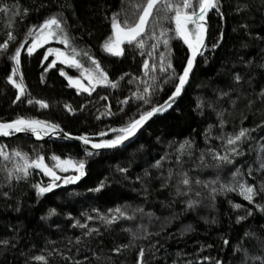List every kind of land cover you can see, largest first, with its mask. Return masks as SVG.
<instances>
[{
  "label": "trees",
  "instance_id": "1",
  "mask_svg": "<svg viewBox=\"0 0 264 264\" xmlns=\"http://www.w3.org/2000/svg\"><path fill=\"white\" fill-rule=\"evenodd\" d=\"M143 2L0 0V8L8 6L7 11H0V43L9 32L16 37L7 50H0V122L18 116L41 118L59 124L68 133L97 135L111 132L109 129L122 126L150 107L134 97L128 104L122 103L138 89L143 92L145 82L162 88L151 96V104L167 100L174 91L175 81L165 82L171 72L166 75L157 67L144 74V60L158 65L159 53L166 51L161 43L152 57L147 55L150 45L156 42L149 38L152 18L146 28L148 43L143 55L135 45L125 44L122 56L111 55L102 48L112 34V14L119 13L121 20L127 17L130 22L135 21V5ZM219 2V9L209 16L208 50L199 59L183 97L125 147L89 157L77 144L36 142L25 136L0 139L5 151L19 149L31 158L43 153L50 165L53 154L86 159V175L79 181L68 185L59 181V188L37 196L33 185H46L51 178L33 170L26 179L9 181L7 169L13 167L15 160L0 157V241L8 242L0 243V264H264V212L255 207L264 204V193L254 197L255 203L246 201L238 192L218 191L213 199L211 186L195 183L196 179L210 182L219 178L212 186L220 188L221 184H231L236 169L258 192L264 182V169L260 168L264 161V98L260 96L264 89V0ZM61 5L70 7L62 9ZM60 11L79 49L95 57L109 79L118 81V87L100 85L91 94L78 92L58 70L63 67L69 75L78 76L76 69L58 64L45 72L49 61L42 63V53L48 46L63 47L52 41L31 57L22 50L20 72L27 94L16 101L18 90L7 80L14 65L9 57L31 25ZM163 26L174 29L170 19ZM156 31L158 35L159 26ZM169 35L172 64L181 73L189 53L174 32ZM214 43L219 47L213 49ZM83 62L89 66L87 60ZM237 74L240 81L234 79ZM152 75L157 77L155 82L150 79ZM28 99L44 100L48 107L30 105ZM109 106L111 115L107 114ZM241 128L253 131L238 144L242 155L234 156L229 152L227 138ZM187 140L192 142L191 155L187 146L183 154L178 151ZM209 149L221 155L227 152L235 163L220 168L206 166L215 164ZM156 161L161 162V167L153 166ZM169 169L173 173L171 179ZM181 172H187L193 181L190 192L188 186L180 185L186 195L177 194ZM101 182L105 185L101 191H90ZM189 200L199 203L188 208ZM235 204L242 207L237 209ZM116 208L126 215L113 224L107 225L98 218L101 214H115ZM249 209L252 215H247ZM89 216L93 219L89 220ZM241 216L245 219L238 220ZM77 222L86 227L77 226ZM90 229L98 231L88 235ZM38 256L46 257V261L36 260Z\"/></svg>",
  "mask_w": 264,
  "mask_h": 264
},
{
  "label": "snow or ice",
  "instance_id": "2",
  "mask_svg": "<svg viewBox=\"0 0 264 264\" xmlns=\"http://www.w3.org/2000/svg\"><path fill=\"white\" fill-rule=\"evenodd\" d=\"M70 7V5H61V8ZM159 6V7H158ZM220 7L219 0H181L180 3H171L169 0H144L143 3H137L135 8L138 10V18L135 21L130 22L127 17L124 20L119 19V13H113L111 16V35H109L102 48L105 52L114 55L122 56L124 54V45H135L141 50V55L144 54L143 50L147 45V40L145 36L148 35L146 28L149 25L150 18H152V30L150 39H154L156 42L150 45L151 50L147 52L149 57H152L161 43H163L165 52L159 53V64L149 63L148 59L143 62V68L145 70V75H148L150 71H154L157 67L161 72L166 75L171 72L168 76L169 81H175L174 91L168 97L166 101L159 104H151V96L155 94L157 90H162L155 83L148 84L145 82V87L143 92L139 89L132 93V97H127L122 101L124 104H128L130 100L134 97L140 100L145 105H150L147 110H141L138 112L137 116L130 118L128 122L123 124L118 128H111L109 131L114 133V137L111 139L103 138L98 141L93 140L88 134L74 136L72 133H63V136L69 140L75 139L81 142L84 146V152L86 156L95 155V151L92 150H102V149H117L125 145L126 141L135 137L137 133L154 117L159 114L165 113L168 109L172 108L175 99L179 97L185 88V85L189 82L190 74L192 73L198 57L204 56V53L208 50V45L206 44L207 37V22L206 17L210 11L218 10ZM161 9L163 14H160ZM8 6L0 8V11H7ZM27 11V10H25ZM169 13H174L169 16ZM15 14H18L15 13ZM171 20L174 23V29L165 28L163 22ZM159 26V34L157 35L156 28ZM245 27H247L245 25ZM174 32L175 38L182 40L187 49L189 50V55L186 56V64L182 68L181 73H177L171 60V49L170 40L172 36L169 33ZM222 38V35H221ZM16 37L12 32L8 33V38L0 43V50H7L9 48L10 41H14ZM52 41H57L63 47H52L48 46L46 51L42 53V63L44 61H49L44 68L47 72L49 69L57 68L59 65H65L69 69H76L79 71V76L69 75L68 71H65L63 67H60L59 74L62 77H66L68 85L74 87L78 92H86L91 94L100 85H108L112 88L118 87V81H111L109 79V74L101 67L98 60L95 59L88 51L79 49L75 38L72 36L69 25L67 24V19L64 16L63 11L52 13L50 16L46 17L42 23L31 25L23 41L15 48L14 54H12L9 59L14 62L11 68V73L8 75V82L18 90L16 95V101H20L21 97L27 94L26 85L24 84L23 73L20 72L22 50L26 51L27 56L31 57L39 49L45 48L46 45H50ZM27 47L25 48V46ZM219 47L218 43H214L212 48L215 49ZM50 57H54L50 60ZM84 60L89 62V66L85 67ZM127 75V74H125ZM18 77V79H17ZM43 79V74L41 76ZM123 79V77H121ZM150 79L155 82L157 77L152 75ZM234 79L240 81L242 78L237 74ZM85 81H87L85 83ZM222 96H227L228 93H221ZM260 96L264 98V89L261 90ZM104 99V98H102ZM27 103L39 104L41 108H47L48 104L44 100H33L28 99ZM69 111H73L72 108L66 105ZM107 114L111 115L110 106L107 110ZM103 115V113H102ZM261 127V125H257ZM251 129L241 128L240 131L234 136L227 138V145L229 147V152L234 156L242 155V152L238 149V144L248 136H250ZM14 133H30L34 135L37 139H43V137L52 135L56 136L62 133V129L59 124L52 123L46 120H40L36 118H30L25 116H18L16 119L9 122H0V135L11 136ZM100 137H105L106 132L98 133ZM87 146H90L91 150ZM189 149V155H191L192 142L190 140L185 141L180 145L179 152L183 154L185 147ZM209 153L212 156L214 165L217 168L223 167L226 164H234V159L226 152L224 155L216 152L214 149H209ZM0 157H3L5 161L15 160L12 168L7 169V179L11 181L15 179L17 181L21 179H26L31 175L33 170H39L43 175L50 177V182L46 185L43 183H37L33 185L36 190L37 196H43L46 193L53 192L54 189L59 188L61 185L58 183L62 181L64 185L72 184L79 181L83 176L86 175V159H76L72 157H64L61 155L53 154L51 156L52 164L46 162L45 155L43 153H38L35 158H31L28 153H23L19 149H13L11 153L4 150V147L0 146ZM201 161L204 160V154H201ZM177 160H180V156H177ZM156 168L161 167V162L156 161ZM260 168L264 169V161L261 162ZM121 172H127V169H120ZM74 173L73 175H60L58 173ZM251 169H249L248 175H251ZM145 175H149L145 172ZM173 173L169 169L168 178L171 179ZM179 175L182 179L177 185V194L186 195L187 193L181 192L180 185L188 186L189 192L192 191L191 185L193 181L189 178L187 172H181ZM137 179H140L137 177ZM217 180L210 182H204L199 179L195 180L196 184H204L206 187H210V194L212 198H215V194L218 191L226 192H238L246 201L250 203H255L254 197L264 193V182L261 183L259 192L254 184H249L243 179V173L240 169L232 174L231 184H221L220 188L212 185H216ZM105 187L104 183L101 182L94 189L90 191L99 192ZM5 196L8 193H4ZM197 196H200L199 192H196ZM199 203L198 200L187 201L188 208H193ZM235 208L239 209L242 207L241 204H235ZM261 212H264V204H255ZM98 211V210H96ZM112 212L113 210H109ZM137 211L142 212L143 209H137ZM115 214L111 216L101 214L98 218L107 225H111L116 222L121 217L126 215L120 208L114 210ZM247 215H252V211L247 210ZM131 219L132 217H127ZM89 220L93 217L89 216ZM245 219L244 216L238 217V220ZM77 226L84 228L86 225L77 222ZM98 231L97 229H90L88 235L93 232ZM245 235H249L246 233ZM0 243L7 244V241H0ZM227 244L228 241H225ZM122 247H127L124 245ZM119 252L120 249H115ZM144 255V250L141 249L139 256L141 260ZM36 260L46 261V257L38 256L35 257ZM221 264V262H217Z\"/></svg>",
  "mask_w": 264,
  "mask_h": 264
},
{
  "label": "water",
  "instance_id": "3",
  "mask_svg": "<svg viewBox=\"0 0 264 264\" xmlns=\"http://www.w3.org/2000/svg\"><path fill=\"white\" fill-rule=\"evenodd\" d=\"M213 11H217V10H213ZM213 11H210L208 16L206 17V22H207V28H208V32H207V37H206V44L208 45V39H209V34H210V27H209V16L210 14L213 12ZM181 42L183 43V41L181 40ZM184 44V43H183ZM185 48L187 49V45H185ZM188 50V49H187ZM207 52V51H206ZM205 52V53H206ZM188 53H189V50H188ZM204 53V54H205ZM190 54V53H189ZM201 57H198L197 58V62L195 64V67L192 71V73L190 74V77H189V82L185 85V88L184 90L182 91L181 95L179 97H177L175 99V102L173 103L172 105V108L171 109H168L165 113H162V114H159L157 117H154L152 120H150L138 133L135 137L131 138L129 141H126L125 142V145L124 146H121L117 149H102V150H92V151H95V155H92V156H89V157H94L96 156L97 154H101V153H105V152H110V151H115V150H118V149H121L123 147H125L126 145H128L130 142H132L133 140H135L150 124H152L154 121H156L158 118L164 116L165 114L169 113L173 108L174 106L181 100V98L183 97L189 83H190V80H191V77L195 71V68H196V65L199 61ZM168 99V98H167ZM166 101V100H165ZM36 119H40V120H44V119H41V118H36ZM47 121V120H46ZM51 122V121H50ZM54 123V122H52ZM60 128L62 129V133L56 135V136H52V135H49V136H46V137H43V139H37L34 135L30 134V133H14L13 135L11 136H4V135H0V139H12V138H16L18 136H25V137H28L36 142H44V141H54V142H62V143H71V144H77L78 146L81 147L83 153L85 154L84 152V148L86 146H84L81 142L75 140V139H72V140H69L67 139L66 137L63 136V133H68L66 132L61 126ZM113 133L112 132H109L107 133V135L105 137H100L99 135H89L93 140H100V139H103V138H107L109 136H111ZM74 136H78L79 134H73ZM89 148V150H91L90 146H87ZM86 155V154H85Z\"/></svg>",
  "mask_w": 264,
  "mask_h": 264
},
{
  "label": "rangeland",
  "instance_id": "4",
  "mask_svg": "<svg viewBox=\"0 0 264 264\" xmlns=\"http://www.w3.org/2000/svg\"><path fill=\"white\" fill-rule=\"evenodd\" d=\"M124 3H127V0H124ZM80 74L78 73V76H79ZM87 81H85V83H86Z\"/></svg>",
  "mask_w": 264,
  "mask_h": 264
},
{
  "label": "bare ground",
  "instance_id": "5",
  "mask_svg": "<svg viewBox=\"0 0 264 264\" xmlns=\"http://www.w3.org/2000/svg\"><path fill=\"white\" fill-rule=\"evenodd\" d=\"M98 135V134H97Z\"/></svg>",
  "mask_w": 264,
  "mask_h": 264
}]
</instances>
